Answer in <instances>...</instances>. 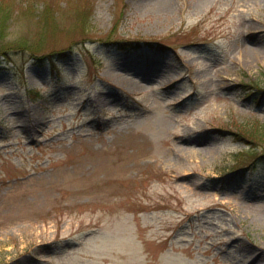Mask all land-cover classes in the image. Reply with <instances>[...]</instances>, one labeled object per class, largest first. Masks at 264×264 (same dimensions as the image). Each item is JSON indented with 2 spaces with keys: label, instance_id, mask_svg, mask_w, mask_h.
I'll list each match as a JSON object with an SVG mask.
<instances>
[{
  "label": "rangeland",
  "instance_id": "1",
  "mask_svg": "<svg viewBox=\"0 0 264 264\" xmlns=\"http://www.w3.org/2000/svg\"><path fill=\"white\" fill-rule=\"evenodd\" d=\"M3 5L56 57L0 55L1 264H264V181L226 168L264 121V0Z\"/></svg>",
  "mask_w": 264,
  "mask_h": 264
},
{
  "label": "trees",
  "instance_id": "2",
  "mask_svg": "<svg viewBox=\"0 0 264 264\" xmlns=\"http://www.w3.org/2000/svg\"><path fill=\"white\" fill-rule=\"evenodd\" d=\"M0 10V55H5L6 58V48H12L30 53L31 57L37 58L40 61H44V59L53 60L54 56L56 57L55 51L49 53L43 52L46 46L45 38L42 35L36 38L18 36L9 39L7 35L9 28L8 21L11 17L6 13L7 11L4 9V5L1 6ZM92 11L91 7H88L85 21L89 22V15ZM105 41L114 42L113 44L119 50H132L142 46L140 41L135 40L105 39ZM148 44L151 45L152 43L148 42ZM69 51V49L61 50L57 53V56L64 58L68 55ZM243 84L249 95L259 91V98L264 94V88L256 81ZM234 125L235 128H226L236 137L237 141L244 143L245 147L235 153L234 159L226 165V168L235 177L247 178L255 182L264 181V121L255 118L244 122L234 121Z\"/></svg>",
  "mask_w": 264,
  "mask_h": 264
},
{
  "label": "bare ground",
  "instance_id": "3",
  "mask_svg": "<svg viewBox=\"0 0 264 264\" xmlns=\"http://www.w3.org/2000/svg\"><path fill=\"white\" fill-rule=\"evenodd\" d=\"M254 51V49L252 50V52Z\"/></svg>",
  "mask_w": 264,
  "mask_h": 264
}]
</instances>
